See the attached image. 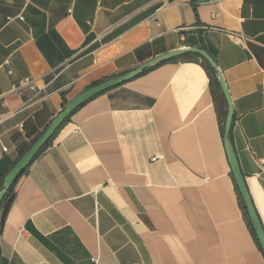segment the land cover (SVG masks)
<instances>
[{
    "label": "crops",
    "instance_id": "crops-1",
    "mask_svg": "<svg viewBox=\"0 0 264 264\" xmlns=\"http://www.w3.org/2000/svg\"><path fill=\"white\" fill-rule=\"evenodd\" d=\"M181 47L224 74L264 228V0H0V185L64 98ZM221 120L196 59L90 98L15 183L0 264H264Z\"/></svg>",
    "mask_w": 264,
    "mask_h": 264
},
{
    "label": "water",
    "instance_id": "water-1",
    "mask_svg": "<svg viewBox=\"0 0 264 264\" xmlns=\"http://www.w3.org/2000/svg\"><path fill=\"white\" fill-rule=\"evenodd\" d=\"M192 52L195 54L201 55L204 59H206L209 64L214 67L217 71V76L219 79V83L223 90V93L226 97L228 103V111L225 121V131H224V143L227 150V154L229 157V161L231 164V169L233 176L235 178L236 184L240 191V194L243 198L248 217L251 221L253 229L256 233V236L259 240V243L264 251V228L254 206L250 191L248 189L244 174L242 173L240 163L238 157L235 152V148L233 146L231 140V128L234 119V110L232 106V100L228 91V87L224 78V74L220 67L218 66L215 59L205 50L199 47H181L177 50H174L170 53L164 54L162 56L156 57L149 62L143 64L142 66L129 71L125 74L116 76L109 80H106L86 91L79 94L74 99L70 100L65 108L54 118V120L50 123L47 129L43 132V134L37 139V141L30 147V149L22 156V158L16 163V165L12 168V170L6 176L3 187L0 189V206L5 199L6 195L9 193L10 189L13 188L18 179L23 175L26 168L33 160L38 151L45 145V143L52 137L55 131L62 125L65 119L79 106L84 104L87 100L94 97L95 95L105 91L106 89L113 87L115 85L126 82L127 80L134 78L135 76L141 74L147 68L162 63L164 61L170 60L177 56L183 55L185 53ZM1 255V252H0Z\"/></svg>",
    "mask_w": 264,
    "mask_h": 264
},
{
    "label": "trees",
    "instance_id": "trees-1",
    "mask_svg": "<svg viewBox=\"0 0 264 264\" xmlns=\"http://www.w3.org/2000/svg\"><path fill=\"white\" fill-rule=\"evenodd\" d=\"M196 59V60H201V63L202 65L205 67V69L207 70L209 76H210V79H211V86H212V89H213V94H214V99L216 101V105L218 107V110H219V114H220V117L222 118L221 122H222V132L224 134V131H225V121H226V116H227V101H226V97L223 93V90L221 88V85L219 83V79H218V76H217V71L214 67H212L209 62L204 59L201 55L199 54H194V53H186V54H183L181 56H178L176 58H174L175 60L177 59ZM151 68V67H150ZM147 71V69L145 70ZM99 83V82H98ZM68 103V100L66 98H64V102H63V108H65L66 104ZM80 107V106H79ZM78 107V108H79ZM76 108L66 119L65 121L62 123V125L55 131V133L52 135V137L45 143V145L38 151V153L35 155V157L33 158L32 161H34V159H36L45 149H47L54 141V139L56 138L59 130L62 128V126L64 124H66L71 115L78 109ZM227 108V109H226ZM32 161L30 162V164L32 163ZM30 164L28 165V167L26 168L25 172L28 171L29 169V166ZM24 172V173H25ZM233 176V174H232ZM233 180H234V184H235V188H236V191H237V194H238V199H239V202H240V205L242 207V210L244 212V215L246 217V220L248 222V226L250 227L251 231H252V234L254 235V238L256 239V241L258 242L259 246L261 247L260 243H259V240L256 236V233L253 229V226L251 224V221L248 217V213H247V210H246V207H245V204H244V201H243V198L240 194V191L238 189V186L236 184V181H235V178L233 176ZM2 188V184L0 185V189ZM13 189H14V186L13 188L10 189L9 193L6 195L5 199L3 200L1 206H0V221H1V217H2V209L4 208L5 204L7 203L9 197L12 195V192H13ZM1 227V226H0Z\"/></svg>",
    "mask_w": 264,
    "mask_h": 264
},
{
    "label": "built area",
    "instance_id": "built-area-1",
    "mask_svg": "<svg viewBox=\"0 0 264 264\" xmlns=\"http://www.w3.org/2000/svg\"><path fill=\"white\" fill-rule=\"evenodd\" d=\"M22 18V17H21ZM240 40H243L244 39V37L243 36H239L238 37ZM24 85V83L22 84V86Z\"/></svg>",
    "mask_w": 264,
    "mask_h": 264
}]
</instances>
